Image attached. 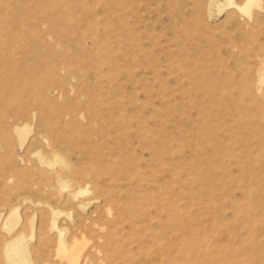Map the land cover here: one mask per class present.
Returning <instances> with one entry per match:
<instances>
[{"label":"rangeland","instance_id":"1","mask_svg":"<svg viewBox=\"0 0 264 264\" xmlns=\"http://www.w3.org/2000/svg\"><path fill=\"white\" fill-rule=\"evenodd\" d=\"M202 1L0 0V264L16 233L34 264H57L53 210L65 236L78 220L111 230L113 264H218L233 222L220 174L264 163V22Z\"/></svg>","mask_w":264,"mask_h":264},{"label":"bare ground","instance_id":"2","mask_svg":"<svg viewBox=\"0 0 264 264\" xmlns=\"http://www.w3.org/2000/svg\"><path fill=\"white\" fill-rule=\"evenodd\" d=\"M168 1H171V3L175 2V0ZM225 7L232 8L231 11L226 13L227 18L233 13L243 16L246 22L253 26L262 25L264 22V6L260 4V0H240L239 3H234L232 0H204L196 5L195 11L205 10L207 14H212L213 12L217 14L224 10ZM260 57H262L260 58L261 69L264 70V53ZM256 76L257 80L254 79L256 80L255 85L260 89L264 83V75L258 72ZM15 131L19 136V147L21 148L27 138L29 126L28 124H23L22 127L17 126ZM57 132L52 131L51 136H58ZM48 144L52 146L54 160L61 166L53 173L54 185L58 188L66 187L69 182L67 176L69 173L66 174L63 171L69 169L67 160L53 150L54 141L51 140ZM255 160L257 159H248L247 173L244 176L238 177L232 174L228 175L227 178L223 172L220 174L218 190L221 205L225 201L228 202L225 208L229 209L233 222L239 220L241 224L235 227L233 222L220 218L218 230L220 229L222 233H220L221 235L219 234L221 240L217 246L218 264H264V163L257 165ZM226 178L228 179L227 181ZM235 189L241 192L242 196H244L243 198L246 197L245 202L237 201L234 195ZM220 208H224V206H220ZM111 209L113 208L110 204L104 203L105 217H114L116 212H112ZM57 214L58 212L53 210L51 216V226L55 229V248L53 251L57 264H85L88 256L85 255L86 252L84 254L82 252H84L83 249L86 247H88L86 249H89L87 250L89 252L88 255L91 254L92 258L90 259H94L101 264H113V261L117 259L113 254L117 246H115L114 233L111 230L107 234H102L104 227L100 223H95V221V224L85 229L81 221L78 220L76 224L77 231L71 235L68 233L69 236H65V228L56 225ZM18 221L17 212L12 210L6 215L3 226L12 229ZM90 241L93 243H90ZM1 255L3 258L1 264H34L28 256V249L21 233L14 234L5 242ZM42 264L49 263L43 262Z\"/></svg>","mask_w":264,"mask_h":264}]
</instances>
